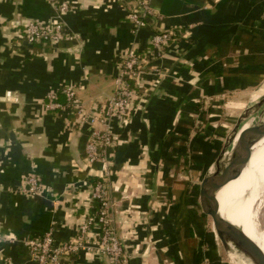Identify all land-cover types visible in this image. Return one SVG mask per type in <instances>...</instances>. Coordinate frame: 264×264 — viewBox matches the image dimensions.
I'll use <instances>...</instances> for the list:
<instances>
[{
    "label": "crops",
    "instance_id": "crops-1",
    "mask_svg": "<svg viewBox=\"0 0 264 264\" xmlns=\"http://www.w3.org/2000/svg\"><path fill=\"white\" fill-rule=\"evenodd\" d=\"M135 1L0 0V264H36L26 238L49 230L58 241L74 238L97 205L90 193L100 180L122 264H225L187 184L189 168L203 163L201 173L207 160L189 153L201 147L202 159L213 160L223 134L209 124L196 134L214 113L198 103L244 93L264 78V0H153L159 22L181 28L184 41L166 49L162 75L139 86L131 117L103 124L98 114L114 92L116 57L145 50L153 33L151 20L132 30ZM29 21L60 22L75 37L29 45L21 38ZM65 87L78 108L66 106ZM51 91L62 108L46 107ZM92 129L114 138L102 151L105 165L87 159ZM207 135L213 145L201 139ZM29 175L39 178V193L25 190ZM65 264L105 261L81 252Z\"/></svg>",
    "mask_w": 264,
    "mask_h": 264
},
{
    "label": "built area",
    "instance_id": "built-area-1",
    "mask_svg": "<svg viewBox=\"0 0 264 264\" xmlns=\"http://www.w3.org/2000/svg\"><path fill=\"white\" fill-rule=\"evenodd\" d=\"M153 0H136L129 8L127 18L132 24V30L138 32L149 20L153 23V33L148 46L143 51L128 50L119 54L114 62V92L101 105L98 121L105 124L110 120L127 121L132 115L135 100L140 96L139 86L150 81L154 76L162 75V59L166 49L172 43L181 44L184 33L177 26L164 27L159 21L162 16L154 8ZM60 11L68 8L63 1L58 2ZM191 25L186 27L190 29ZM65 24L60 22L39 23L27 22L21 30V38L29 45L55 47L61 40L73 39ZM66 97V106L78 108L74 89L65 87L61 90ZM9 97V95H8ZM47 108H62L57 102V92L47 95ZM84 113L79 114V122H85ZM114 138L108 131L92 129L86 142V153L89 161L100 160L105 165L102 151L112 145ZM41 183L36 175H29L25 180V190L29 193H39ZM90 199L97 203L92 213H89L79 227L74 238L65 241L56 240L51 230L39 236L24 240L31 262L36 264H65L71 256L81 252L90 253L102 258L105 264H122L124 262L123 247L113 228L110 214V198L105 180L97 181L90 193Z\"/></svg>",
    "mask_w": 264,
    "mask_h": 264
},
{
    "label": "water",
    "instance_id": "water-1",
    "mask_svg": "<svg viewBox=\"0 0 264 264\" xmlns=\"http://www.w3.org/2000/svg\"><path fill=\"white\" fill-rule=\"evenodd\" d=\"M260 110V118L241 134V139L245 135H248L246 149L244 150V143L239 144L237 153L231 157L234 139L239 132L240 123ZM263 136L264 94L261 95L254 104L247 106L240 114L235 131L231 134L232 145L230 152L228 153L227 150H223L218 154L217 158L211 164L208 174H206L201 180L199 188V204L201 211L210 218L213 232L220 240L227 256L229 253H236L246 260L248 264H264V253L261 251L258 244L248 235L244 234L242 236L243 239H241L240 235L234 229V223L220 213L217 192L228 181L237 178L240 175L242 169L250 160L252 147ZM225 146L226 144H224V147Z\"/></svg>",
    "mask_w": 264,
    "mask_h": 264
},
{
    "label": "bare ground",
    "instance_id": "bare-ground-1",
    "mask_svg": "<svg viewBox=\"0 0 264 264\" xmlns=\"http://www.w3.org/2000/svg\"><path fill=\"white\" fill-rule=\"evenodd\" d=\"M264 90L253 99L256 100ZM253 121L248 119L239 128L234 139L231 151L233 157L238 151V145L248 141V135L241 139ZM220 213L234 223L235 231L240 235H248L258 244L264 253V230L258 228L256 217L264 215V136L252 147V154L248 164L242 169L240 175L228 181L217 192ZM232 264H248L246 260L236 253H229Z\"/></svg>",
    "mask_w": 264,
    "mask_h": 264
},
{
    "label": "rangeland",
    "instance_id": "rangeland-1",
    "mask_svg": "<svg viewBox=\"0 0 264 264\" xmlns=\"http://www.w3.org/2000/svg\"><path fill=\"white\" fill-rule=\"evenodd\" d=\"M260 89V90H258ZM258 90V91H257ZM264 90V78H261L257 83H255L250 89L246 90L244 93H239L237 92H230L227 93L225 95H222L219 97V99H217L216 101H207L206 103L204 102H199L198 104L202 103V108L208 111H214V113L210 116V117H206V119L198 122V125H193L194 126V130H196V134L201 133L200 136L203 135V132L205 131L206 125L209 124L208 128H213L212 126L214 125L215 128L220 129L221 132H223L221 139L219 141V148L217 150V155H215V158L212 159H202L204 157V152H202V148L200 147L199 150L201 151L200 153H194L193 151L190 150L191 155L195 154L198 155L200 154L201 162H204L207 160L206 163V167L204 168V170L200 173L199 171H197V169H199L198 167H200L203 163H201V165H195L196 167L189 168L191 169L190 172V180L188 179V187L191 190L190 193L191 194H196L198 197V201H199V185L201 183V180L203 179V177L208 174L209 170H210V166L213 163V161L217 158L218 154H220L223 150H227V152L229 153L231 150V134L232 132L235 131L236 125H237V120L240 116V114L243 112V110L247 107V106H251L252 104H254V102L256 100H258L260 98V96L256 99L253 100L258 93H260L261 91ZM256 92V93H255ZM263 95V94H262ZM260 114H261V110L259 112H256L254 114H252V116H250L248 119H251L253 121L252 124H254L258 118H260ZM208 118V119H207ZM243 120L240 123V126L247 121ZM229 140H228V139ZM202 140L207 141V144L213 145V136L212 138L210 136H204L201 137ZM228 140V141H227ZM222 142V143H221ZM206 144V145H207ZM224 144H226V146L224 147ZM205 145V144H203ZM206 145L203 148H208L206 147ZM224 147V148H223ZM227 156V155H225ZM191 162V161H190ZM192 165V164H191ZM197 168V169H196ZM198 190V191H197ZM194 193H193V192ZM199 210H201L200 208V204L199 207L197 208ZM258 228L260 229V231L264 230V215L260 214L259 217H256V220ZM206 228L209 231L213 232V226L211 223L210 218L207 216L206 217ZM214 233V232H213ZM215 235V234H214ZM218 244H219V248H220V256H221V260L225 263V264H230L231 261L230 259H228L229 257L226 254V251L224 249V247L222 246L220 240L215 236ZM232 264V263H231Z\"/></svg>",
    "mask_w": 264,
    "mask_h": 264
}]
</instances>
